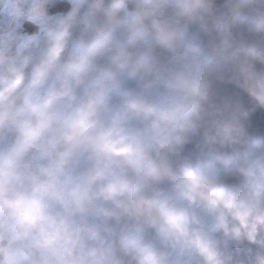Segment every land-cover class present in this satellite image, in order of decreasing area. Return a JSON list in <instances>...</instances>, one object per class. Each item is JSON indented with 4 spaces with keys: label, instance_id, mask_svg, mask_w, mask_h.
Instances as JSON below:
<instances>
[{
    "label": "clouds",
    "instance_id": "obj_1",
    "mask_svg": "<svg viewBox=\"0 0 264 264\" xmlns=\"http://www.w3.org/2000/svg\"><path fill=\"white\" fill-rule=\"evenodd\" d=\"M209 2L174 0L177 25L181 18L191 20L209 11ZM249 2L228 0L234 20L245 19ZM101 3L95 0L84 17H78L77 8L57 22L27 79L29 56L23 49L12 60L0 51V264H124L122 257L130 264H178L144 241L143 225L155 228L180 256L226 264L208 235L191 228L195 216L175 200L208 211L213 232L223 230L230 238L264 245V160L252 159L239 167L244 197L225 189L199 166L173 169L167 160L194 127L212 74L199 50L184 45L179 27L155 21L168 0H137V10L130 15L121 14L126 0H111L103 9L104 26L94 28ZM34 8L39 10V0ZM148 19L153 20L155 42L183 49L197 71L177 72L165 82L167 102L128 97L112 111L108 100L122 76L143 80L154 75L150 49L143 47ZM76 24L93 35L75 44L70 58L61 63ZM117 28L123 29V43L113 42ZM250 31L264 38V11ZM220 32L226 39L213 52L217 61H238L247 68L264 63V49L232 47L228 26H221ZM101 57H107V67L96 72ZM52 73L56 83L46 88ZM81 87L83 96L77 99ZM132 119L143 121L144 128L130 129ZM82 159L90 166L77 172ZM217 164L229 168L232 162L217 159L208 166ZM163 180L172 182V195L153 189ZM89 217L104 223H90ZM109 219H123L126 226L109 228ZM257 264H264V256Z\"/></svg>",
    "mask_w": 264,
    "mask_h": 264
},
{
    "label": "flooded vegetation",
    "instance_id": "obj_2",
    "mask_svg": "<svg viewBox=\"0 0 264 264\" xmlns=\"http://www.w3.org/2000/svg\"><path fill=\"white\" fill-rule=\"evenodd\" d=\"M33 0H24L22 3L25 7L16 6L13 9L5 10L6 12L13 15V19H15V15L13 12L19 11L24 17L19 18L18 21L12 23L8 26L6 30L0 32V51L3 52L4 56L8 60H12L17 57V54L21 52L23 49V54L29 56L28 63L24 67V73L26 79L30 77L33 67L39 61V58L46 48L47 45V37L50 30H52L58 21L65 19L73 10L78 8V17H84L86 13L90 10L92 4L95 0H53L49 5L45 6L44 14L39 15L37 17L35 14L32 13L33 9ZM48 1V0H43ZM60 2L67 3L69 5V11L66 14L59 13L58 15H49L48 11L52 7L58 5ZM111 3V0H102L101 9L96 12L95 17L93 19V27L99 28L104 26L105 24V16L103 9L107 8ZM250 4L252 7V11L254 12L257 4L255 0H250ZM137 10V0H126L125 8L122 11V15H130L134 14ZM162 10H164L167 14L162 16ZM161 10L160 14L156 16L154 19L157 23L160 24H167L173 27H179V30L183 37L184 45L194 48V49H202L204 47L210 48L213 46L210 54V57L204 56L203 49L200 52L201 59L207 61L208 64L211 60H213V52L216 50L217 47L224 46L226 37L221 35L220 28L221 26L227 25L228 29L231 33L229 37H227V43L232 47L238 46L240 42V35H242V31H236L239 27L238 20L233 19V11L232 5L228 3V0H210L209 2V11L202 12L200 15L195 17L194 19H187L181 18L179 20V24L176 23V5L174 0H168V3L164 5L163 9ZM256 14V12L254 13ZM257 16V14H256ZM257 17L252 20V23L256 21ZM31 22L34 26L37 27L38 32L36 34H28L27 30L25 29V23ZM144 27L146 30V39L143 42V47L150 49L153 51V48L157 44L154 40V27H153V20L148 19L144 21ZM70 39L68 46L65 48L62 56H61V63L66 62L70 58V54L72 48L75 44L80 42H87L90 40L91 36L93 35V31L91 29L85 30L83 24H76L70 30ZM112 38L114 43H123L125 40V35L123 29L117 28L112 32ZM217 42V43H216ZM183 50V49H182ZM183 52V51H182ZM230 62V61H228ZM107 57H101L96 61L95 70L96 72L102 71L107 67ZM264 64V63H263ZM194 65V64H192ZM196 66L194 65V69ZM211 76H214V73L211 72ZM129 76H122L120 79V84L117 88L113 90L111 93L108 105L109 109L114 111L119 108L115 106V104L119 105V101L121 99V94L126 95L128 97H139L145 99L146 91H144L145 86L143 83L146 81L145 79H139L134 84H129V82L133 81L128 78ZM210 77V76H209ZM54 83H56L55 73H52L45 84V87H50ZM140 87V90H136V87ZM129 88V90H127ZM133 91V94H132ZM130 94V95H127ZM77 99H80L83 96V87L77 89ZM115 106V107H114ZM134 125L130 126L129 128L132 130H140L139 126ZM11 138V137H9ZM241 159V158H236ZM204 160V159H203ZM202 160V161H203ZM174 161V160H173ZM170 162L169 164L172 166L175 162ZM198 163L196 166L201 167V162ZM90 164L86 159H82L76 167V171H84L89 167ZM232 178V177H231ZM228 178V179H231ZM221 180H225V178H221ZM218 181V182H221ZM169 180L161 181L156 187L153 186V189L159 188L160 186H166ZM217 182V183H218ZM155 187V188H154ZM168 194H172V187L170 190L164 192ZM106 207H111V205H105ZM90 223H97L103 224L104 222L100 219L95 217H89ZM106 226L112 229L119 231L121 228L126 226V221L121 220L119 223L115 219H109L106 223ZM143 238L146 243L152 244L157 250L168 254L169 259L176 261V250L173 249L170 245L163 242L158 235L155 228L143 225ZM123 258V257H122Z\"/></svg>",
    "mask_w": 264,
    "mask_h": 264
},
{
    "label": "water",
    "instance_id": "obj_3",
    "mask_svg": "<svg viewBox=\"0 0 264 264\" xmlns=\"http://www.w3.org/2000/svg\"><path fill=\"white\" fill-rule=\"evenodd\" d=\"M69 5L60 2L48 11V14L67 13ZM28 34H36L38 29L31 22L25 23ZM264 65L255 64L251 68L237 64L221 81L210 84L204 100L198 110V122L194 125V135H189L182 145L176 164L177 169L185 164L196 167L203 157L211 154L215 157L245 156L253 142L264 141V109L250 112L260 102L261 88L264 86ZM229 141L225 143V136ZM238 197L243 191L244 182L231 179L218 183ZM172 182L157 191L165 192ZM124 264H130L123 257Z\"/></svg>",
    "mask_w": 264,
    "mask_h": 264
},
{
    "label": "trees",
    "instance_id": "obj_4",
    "mask_svg": "<svg viewBox=\"0 0 264 264\" xmlns=\"http://www.w3.org/2000/svg\"><path fill=\"white\" fill-rule=\"evenodd\" d=\"M8 2L11 4L13 2L16 6L21 7V2H17V0H0V32L6 30L13 21V15L5 11L11 9L4 6ZM255 3L257 4V0H255ZM261 11H264V0H258V4L254 12L252 11L250 2L247 4L244 14L245 19L238 20L239 27L236 31H242V35H240L239 37L240 42L238 45H255L257 48L264 49V38L258 37L250 31V28L255 23H252V20L256 18L258 16V13ZM255 12L257 16L256 14H254ZM221 47L223 46L217 47L216 50L220 49ZM182 51V49L172 50L162 45L157 46V44L153 48V51H150L154 75L145 79L146 81L143 83V86L151 85V88L149 90H145L146 101L157 103L158 100H155L154 97L155 95H158V93L157 91L153 92V86L157 83H160V87L158 88V90L161 91V87L164 86L165 82L172 75L180 71H187L185 67H191L192 63L190 62V58H184ZM212 58L213 60L209 62L208 66L211 72L214 73V76H210L212 82H214L216 80L222 79V76L225 75L226 72L229 71L234 65L230 64L231 62L228 61H217L214 55L212 56ZM257 63L263 64L259 62ZM162 64H165L166 68L163 69ZM128 78L130 80H133L129 82V84H134L137 80H139V78L134 77ZM136 85L138 84L136 83ZM162 92H164V94L166 95H169V92L167 90ZM121 96L122 97L119 101V105L115 104L117 108H120L124 100L126 99V95L124 96V94H121ZM135 122H137L136 126H139L141 129L144 128V122L137 119L130 120L127 126L130 127L134 125ZM157 185H155V187ZM262 204H264V202H262ZM88 220L90 222V218H88ZM217 239L218 244L215 246L217 250L221 252L222 255L226 258V264H257V258L264 256V245L252 242L247 238H241L237 240L226 236L223 232L218 236ZM259 239L260 237L258 236L257 240Z\"/></svg>",
    "mask_w": 264,
    "mask_h": 264
},
{
    "label": "rangeland",
    "instance_id": "obj_5",
    "mask_svg": "<svg viewBox=\"0 0 264 264\" xmlns=\"http://www.w3.org/2000/svg\"><path fill=\"white\" fill-rule=\"evenodd\" d=\"M18 1L21 2V4H20L21 7H25L23 5V3H22L24 0H18ZM52 1L53 0H48L46 2V1H43V0H39V10H36L34 8V4L36 3V0H33L32 1V4H33L32 13L35 14L37 17H39V15H45L44 14V8H45V6L49 5ZM4 6H6L7 8H11V9L16 7L15 3H13V2H12V4L8 2ZM13 13L15 15V19H13L14 22L18 21L19 18L24 17V15H22L19 11L18 12L15 11ZM166 14L167 13L164 10H162V16H164ZM214 45H215V41H214ZM214 45L210 46V48H206V47L202 48L203 49L202 53H204V56H207V57L211 56L210 52H211V50H212ZM202 49H199V50L201 51ZM230 62H231L230 64H232V65H235L237 63V61H230ZM162 67L164 69V68H166V65L162 64ZM193 67H194V65H191V67H188V68L185 67V69L187 71H191L193 74H195L197 69H194ZM210 82H212L211 77H208L207 85L210 84ZM159 87H160V83H157V84H155L153 86V90H154L153 92L157 91V93H158V95H155V97H154L155 100H158L157 103L167 102L170 99V93H169V95H166L162 91H165V90L168 91V89L165 87V84H164L163 87H161V91L158 90ZM150 88H151V85L145 86L144 91L147 90V89L149 90ZM263 89H264V87H263ZM127 90H129V88ZM136 90L137 91L140 90V87L137 86ZM132 94H133V91H132ZM262 95H263L262 100L258 103V105H255L250 110V112L259 111L260 109H264V94H262ZM144 100H146V97H145ZM196 122H198L197 118H196L195 123ZM191 134H194V129L193 128L187 134V136L191 135ZM225 142H228L227 136L225 137ZM179 153H180V148H179V151L176 154L168 155L167 156L168 162L169 161L172 162L173 160L177 159V157L179 156ZM240 158L241 159L230 160L232 162V164H231V166L229 168H225V167H223L222 165H219V164H217V166L215 168H209V166H208L209 165V161H214V160H217V159H220V160H225V159L222 158V157L217 158V157H214L212 155H210V156L206 155L203 158L204 160L201 162L202 166L200 168H202L205 171H207L215 179L216 182L220 181L221 178L228 179V178H231V177H236V178H238L240 180H243L245 182L244 176L239 172L238 169H239V167L244 166L245 161H249V160L256 159V158H260L261 160H264V142L260 143L259 147H255L254 146L250 150L248 155L240 157ZM227 161H229V160H227ZM244 196H246L245 187H244V189H243V191H242V193H241V195L239 197H244ZM174 203L178 207L186 208L189 211L190 215L195 216L196 222L191 225L192 229L204 232L215 243V245L218 244V241H217L218 239L217 238H218V236L221 233H223V230H217L215 232H213L211 230L212 229V225L214 223V219H213V216L208 211H206L202 207H199V206H196V205H189L188 202H186V201L175 200ZM175 252H176L175 259H176V261H178V264H202V261H201V259L199 257L193 256V257L189 258L188 256H180L177 253V251H175Z\"/></svg>",
    "mask_w": 264,
    "mask_h": 264
}]
</instances>
